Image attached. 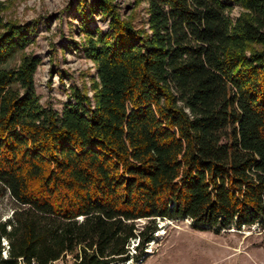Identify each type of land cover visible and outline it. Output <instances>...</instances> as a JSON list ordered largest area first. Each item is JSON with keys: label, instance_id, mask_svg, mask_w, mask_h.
Listing matches in <instances>:
<instances>
[{"label": "trees", "instance_id": "1", "mask_svg": "<svg viewBox=\"0 0 264 264\" xmlns=\"http://www.w3.org/2000/svg\"><path fill=\"white\" fill-rule=\"evenodd\" d=\"M135 3L141 25L80 0L95 74L61 111L36 90L34 26L0 5V264H138L158 219L264 230V0Z\"/></svg>", "mask_w": 264, "mask_h": 264}, {"label": "rangeland", "instance_id": "2", "mask_svg": "<svg viewBox=\"0 0 264 264\" xmlns=\"http://www.w3.org/2000/svg\"><path fill=\"white\" fill-rule=\"evenodd\" d=\"M92 0H88V5ZM136 0H116L123 13L133 14L141 25L146 18V4ZM80 0H0L6 21L34 26L33 43L25 50L42 62L35 75L36 90L44 106L61 111L71 86L89 88L95 67L85 58L75 42L84 41L79 20ZM242 9L237 7L232 15ZM93 28L106 31L108 24L99 16ZM88 90V89H87ZM13 203L9 195L0 198V219L11 216ZM144 222V221H142ZM155 239L145 249L138 264H264V230L258 225L230 228L216 234L195 229L189 219H158ZM137 241L131 244L135 253ZM51 264H75L70 255ZM126 264H136L130 260Z\"/></svg>", "mask_w": 264, "mask_h": 264}]
</instances>
